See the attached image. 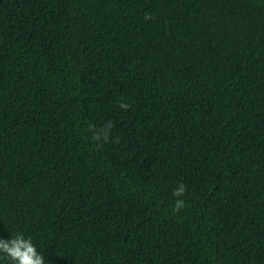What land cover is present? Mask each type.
I'll return each mask as SVG.
<instances>
[{"label":"trees","instance_id":"trees-1","mask_svg":"<svg viewBox=\"0 0 264 264\" xmlns=\"http://www.w3.org/2000/svg\"><path fill=\"white\" fill-rule=\"evenodd\" d=\"M20 233L45 264H264V0H0Z\"/></svg>","mask_w":264,"mask_h":264},{"label":"clouds","instance_id":"clouds-1","mask_svg":"<svg viewBox=\"0 0 264 264\" xmlns=\"http://www.w3.org/2000/svg\"><path fill=\"white\" fill-rule=\"evenodd\" d=\"M150 18L146 16V19ZM123 109H127L129 104L121 102L119 105ZM111 127L109 124L105 129L101 130L103 133V139L106 142L109 138L108 129ZM92 130V129H90ZM101 131L94 132L93 139L99 140L101 137ZM186 192V186L181 183L173 191V195L181 197ZM184 200L177 199L173 207V212H179L184 207ZM0 254L6 255L12 264H45L43 255L38 252L36 246L33 244L30 237H25L22 233L13 234L12 239L0 240Z\"/></svg>","mask_w":264,"mask_h":264}]
</instances>
